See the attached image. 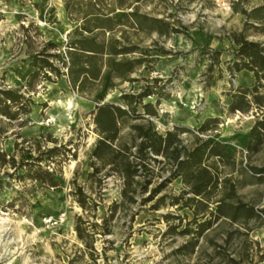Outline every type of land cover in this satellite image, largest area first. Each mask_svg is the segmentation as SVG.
<instances>
[{
    "label": "rangeland",
    "instance_id": "374dc122",
    "mask_svg": "<svg viewBox=\"0 0 264 264\" xmlns=\"http://www.w3.org/2000/svg\"><path fill=\"white\" fill-rule=\"evenodd\" d=\"M260 4L264 0H0V90L17 89L22 96L6 102L12 119L0 113V151L14 159L0 164V264H226L228 257H244L245 235L234 232L243 231L238 224L217 220L196 234V223L204 218L192 222V211L174 203L185 186L180 177L170 176L174 166L162 155H152L156 160H147L148 172L135 177L142 185L150 179L144 190L139 183L124 187L111 165L95 160L91 153L99 135L93 112L103 102L126 108L121 95L149 84L155 94L141 105L152 101L156 115L147 119L153 129L164 135L179 127L186 145L195 135L210 138L250 125L261 110L230 114L227 95L239 86L232 69L233 61H240L236 40L257 42L264 51V25L242 12ZM93 8L111 14L136 9L161 19L155 25L164 32L126 25L103 32L100 38L138 46L144 60L126 79H115L114 87L104 83L78 92L68 82L64 54L82 13ZM38 53L44 54L34 65ZM49 53L60 75L41 67L40 59ZM135 55L140 54H127ZM258 93L264 96V87ZM214 105L222 114L218 125L204 132L185 125L182 118L190 111L200 115ZM137 109L141 112L140 105ZM141 121L122 124L119 141L130 145L129 125ZM229 151L234 165L219 163L220 176H238L237 197L264 207V180L242 183L240 174L247 165H264V143L255 152L238 146ZM36 174L45 183L34 179ZM249 225L253 264L264 247V218ZM189 242L195 243L192 251L179 250Z\"/></svg>",
    "mask_w": 264,
    "mask_h": 264
},
{
    "label": "trees",
    "instance_id": "16d2710c",
    "mask_svg": "<svg viewBox=\"0 0 264 264\" xmlns=\"http://www.w3.org/2000/svg\"><path fill=\"white\" fill-rule=\"evenodd\" d=\"M242 12L248 14L254 22L264 25V4L254 7L249 13L245 10ZM80 20L81 24L74 29V37L67 42L64 54L67 59L68 82L78 92H85L90 85H98L100 89L104 83L108 88L114 87L115 79H126L144 60L141 51H138V46L122 44L116 37L100 38L103 32H111L119 25H126L136 31H157L160 34L164 32L155 25L162 22L161 19L149 17L139 13L136 9L128 12L121 10L111 14V12L101 13L99 9L93 8L84 11ZM236 44L238 47L235 56L239 57L240 61H233L232 69L234 72L241 69L252 71L255 84L251 88L239 85L234 92L229 94L232 101L228 108L246 113L253 107L261 110L260 117L254 120L249 129L246 147L247 151L255 152L264 143V96L258 93V88L264 87V51L257 42L248 41L243 37L236 40ZM136 52L140 55L127 56L129 53ZM38 54L33 55L34 65L40 58L39 56L44 53ZM49 56L53 55L49 53L40 59L41 67L46 66L56 75H60V69L52 64ZM153 94L155 92L152 91V86L146 84L136 94L123 93L121 95L126 108L109 102L95 106L93 122L99 138L94 144L92 157L103 165H111L113 170L122 176L124 187H132L139 183L135 177L140 172L145 171V174L148 172L147 160H156V157L151 159L152 155H162L174 166L170 176L180 177L185 186L181 195L174 199V203L180 202L179 207H187L192 211V222H196L198 217L204 218L203 221L196 223V234L209 228L217 220L238 224L243 231L237 228L234 232L245 235L244 242L247 252L244 257L237 259L228 257L226 264H250L253 260V253L248 251L250 241H248L247 234L252 230L249 222L264 218V207L257 208L237 197L236 187L240 184L238 176L235 179L230 176H220L219 163L234 165V154L228 152L225 144L196 135L192 136V141L186 145L179 137V129H181L179 127L166 131L164 135L156 132L150 119H147L149 116L156 115L153 103L148 101L141 105L145 97ZM0 95L4 102V109H0V113L12 119L14 114L9 111L6 102H18L22 96L17 89L0 90ZM95 98L100 100L102 95H96ZM157 102L158 99H156ZM138 105L141 106V112L137 109ZM140 118L141 122L129 125L131 144L119 141L120 126L125 122ZM217 123L216 119L209 118L198 127V131L210 130ZM133 147L134 150H132ZM0 158V164L10 160L14 161L13 157L10 160L6 159V154L2 151H0ZM44 172L54 184L53 176L47 171ZM240 174L243 178L242 183H248L253 179L264 180V165H247V168H243ZM33 177L45 183V179L40 175L36 174ZM168 180L169 177L152 188L149 198H152ZM139 184L142 185V183ZM148 184H150V179L146 177L142 189H146ZM76 190L81 194L80 188L77 187ZM133 191H135L134 187ZM214 192L219 193L218 197H215ZM186 194L189 195L184 197ZM183 197L184 200L181 201ZM131 199H133L132 195ZM194 244V242H189L181 246L179 250L189 247L192 251ZM257 252L255 253L257 261L253 264H264V247H259Z\"/></svg>",
    "mask_w": 264,
    "mask_h": 264
},
{
    "label": "crops",
    "instance_id": "0c3cea01",
    "mask_svg": "<svg viewBox=\"0 0 264 264\" xmlns=\"http://www.w3.org/2000/svg\"><path fill=\"white\" fill-rule=\"evenodd\" d=\"M236 75H237V81H238L240 86L251 88L255 84L254 74L250 70L241 69V70L236 72ZM227 100H228L227 106L229 107V105L231 104V101H232V98L229 94L227 95ZM150 102H152V101H150ZM227 111H229L230 114H234L235 112L246 113V112H240L237 109L235 111L230 110L229 108ZM209 118H214V119H216V121L218 123H220V121H221L220 118H222L220 108L216 107L215 105L214 106H207L205 108V111L203 113H201L200 115L199 114L195 115L194 111H190L188 116H186L185 118H182V119L185 122L186 126L199 127L205 120H207ZM253 122L254 121H252V123L250 125L243 127V128L236 130V131L225 132V133L221 132L218 134H212V135H210V138L214 141H218V142L225 144L228 152H230L229 150H233L235 146H238L240 149H245L247 147V143H248L249 129L251 128ZM218 123H217V125H218ZM207 131H209V130H207ZM215 131H217V130H215Z\"/></svg>",
    "mask_w": 264,
    "mask_h": 264
},
{
    "label": "bare ground",
    "instance_id": "6f19581e",
    "mask_svg": "<svg viewBox=\"0 0 264 264\" xmlns=\"http://www.w3.org/2000/svg\"><path fill=\"white\" fill-rule=\"evenodd\" d=\"M70 104H71V102L69 101V102H68V107H71V105H70Z\"/></svg>",
    "mask_w": 264,
    "mask_h": 264
}]
</instances>
